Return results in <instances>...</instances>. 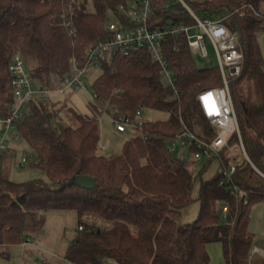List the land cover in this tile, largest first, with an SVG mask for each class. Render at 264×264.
I'll use <instances>...</instances> for the list:
<instances>
[{
  "label": "trees",
  "instance_id": "obj_1",
  "mask_svg": "<svg viewBox=\"0 0 264 264\" xmlns=\"http://www.w3.org/2000/svg\"><path fill=\"white\" fill-rule=\"evenodd\" d=\"M130 1L0 0V118L10 115L14 103L9 66L15 55L30 64L32 79L58 88L74 65L86 67L87 50L110 37L106 24ZM183 1L194 11L236 13L227 24L241 34L245 63L240 78L231 83L232 99L246 151L264 173V61L257 40L264 24L263 0ZM150 2L152 27L194 23L180 0ZM63 15L73 21L72 32L62 25ZM164 53L178 78V98L163 84L159 65L141 49L101 63L88 106L91 115L69 108L65 121L63 109L51 100L37 97L29 102V114L16 130L38 157L32 167L43 171L47 181H12L3 167L5 157L11 156L0 155L1 258L8 259L10 247L26 243L43 228L48 212L72 210L84 227L66 251L72 264H210L207 247L213 242L221 243L224 264L249 263L251 213L264 203V183L247 178L249 171L255 173L249 163L234 175V183L247 191V204L221 185L219 174L201 180L198 218L181 221L182 211L193 202L196 178L169 152L168 144L184 126L196 132V125H204L210 135L199 118L197 95L221 86L222 79L218 66L197 67L184 37L167 36ZM243 83L249 89L256 85L261 101L241 91ZM139 108L168 112L169 117L145 121L120 154L104 156L101 115L118 109V116L134 118ZM75 176L95 178V188L69 185ZM98 221L109 227H99Z\"/></svg>",
  "mask_w": 264,
  "mask_h": 264
},
{
  "label": "built area",
  "instance_id": "obj_2",
  "mask_svg": "<svg viewBox=\"0 0 264 264\" xmlns=\"http://www.w3.org/2000/svg\"><path fill=\"white\" fill-rule=\"evenodd\" d=\"M194 19L192 25L182 23L169 24L164 28L152 27L149 21L153 17L150 0H131L128 5L120 7L119 16L106 24V32L110 35L107 40L99 41L89 47L86 52L88 64L84 68L74 65L73 73L65 77L58 88L50 89L46 83L31 78L27 70V62L22 55L14 56L10 66V85L14 96V103L10 106V115L0 118L1 138L0 155L9 151L7 141L12 131L15 138H20L17 124L29 114V102L37 97L46 99L53 94L65 96L69 93H78L86 89L84 78L92 67H100L103 61H111L117 55L128 56L135 51L146 49L152 60L159 65L162 82L171 88L173 98H178L176 88L177 75L164 53V41L167 36L184 37L193 54L207 58L206 38L213 44L220 70L222 85L204 88L197 95L199 118L209 127L208 135L203 132H194L187 126L177 133L168 144V150L182 162L190 158L198 163L203 160L217 159L221 165V185H228L230 193L248 203L247 191L234 183L237 169L249 163L255 173L264 180V173L251 161L243 143L242 133L236 109L232 99L231 83L240 78L245 54L241 44V34L232 30L223 20H210L200 18L195 11L183 0H180ZM71 13L73 8L70 9ZM229 12L228 18L235 15ZM62 25L73 31V21L62 16ZM115 109L111 115L113 125L118 133L127 132V128L142 129L145 121L142 120L143 108H139L134 118L120 117ZM109 143L101 146L103 150ZM188 152L186 156L185 152ZM27 163L23 157L21 165ZM227 212V208L223 209ZM83 230L82 225L78 226ZM32 241L31 237L26 243Z\"/></svg>",
  "mask_w": 264,
  "mask_h": 264
},
{
  "label": "rangeland",
  "instance_id": "obj_3",
  "mask_svg": "<svg viewBox=\"0 0 264 264\" xmlns=\"http://www.w3.org/2000/svg\"><path fill=\"white\" fill-rule=\"evenodd\" d=\"M191 1H204V0H191ZM260 11L262 14H264V0L260 4ZM195 13L202 19H210V20H223L226 19V23L229 22L230 18H228L229 11L227 10H221L218 13L216 12H203L195 10ZM257 40L259 49L261 51L263 61H264V24L262 28L257 33ZM206 48L208 57L202 58L198 54H193L195 63L198 68L205 69V68H211L218 66V60L215 48L211 41L206 38ZM28 66V73L30 70V64L27 63ZM101 69L100 67H92L88 70L87 75L84 78L86 89L81 90L79 92V97L81 104H84L85 106H89L90 102L94 99V88L93 84L95 79L100 75ZM241 91L246 93L247 95L253 97L256 101H261V96H259V88L255 85L252 88L249 89L248 83H243L241 85ZM63 103L58 105V108H62V116L64 117L65 121H69V115L67 113V108L69 105H67L66 102L62 101ZM56 105V104H55ZM169 117L168 112L164 111H156V110H149L146 108H143V115L142 120L144 121H164L167 120ZM100 127H101V140L104 142V145L109 143V147L105 150H103L102 154L106 157H111L113 155H118L122 152V148L124 146V143L129 140L130 138L138 135V132L132 128H127L126 133H118L113 125L111 115L108 113H103L100 117ZM204 125L198 126L196 125L195 130L197 132H203ZM8 147L11 149L12 153L8 152L6 153V156L8 154H12L10 158L5 157V165L6 171L8 172V175L12 181L15 182H25L29 180H35V179H44L47 181L46 174L37 169L32 167V163L37 161L38 157L37 155L31 150L29 145L25 142L23 138H20V140H17L15 142H10L8 144ZM186 156L188 155L187 151H184ZM8 157V156H7ZM27 158V163L22 166L21 161L22 158ZM9 160V161H8ZM186 167L193 173L195 179L194 187L192 190V196H193V202L189 205L188 208L184 209L181 216V221L185 224L194 222L199 215L200 212V202L198 201L199 192H200V185L201 180H210L216 177L220 174L221 165L219 164V161L217 159H211L209 160H203L195 164V162L192 161L191 156L187 159ZM206 167V169L203 171L202 169ZM203 171V172H202ZM202 172V173H201ZM248 180L253 184H263L264 180L260 178L256 173L249 171L247 173ZM96 225L103 228H108L109 224L98 221L96 222ZM79 230H76L78 232ZM221 243L219 242H213L209 244L207 247V250H210L211 252V258L213 259V262L215 263L217 254L216 250L220 253L221 251ZM110 264H114L111 263Z\"/></svg>",
  "mask_w": 264,
  "mask_h": 264
},
{
  "label": "crops",
  "instance_id": "obj_4",
  "mask_svg": "<svg viewBox=\"0 0 264 264\" xmlns=\"http://www.w3.org/2000/svg\"><path fill=\"white\" fill-rule=\"evenodd\" d=\"M50 100L57 107L64 101L69 105L67 108H71L82 115H91L89 107L81 104L79 92L69 93L65 96L53 94ZM15 135L16 132L12 131L7 141L8 144L12 141L20 140V138H15ZM103 145L104 142L101 140V153L103 152L101 148ZM8 152L12 153L10 148ZM4 165L5 160L3 167ZM4 169L6 168L4 167ZM78 226L79 219L75 211L63 210L48 212L43 228L31 235L32 241L10 247V257L8 259L0 257V264H72L65 258V255L69 244L78 234L76 232ZM249 231L253 234V248L248 264H264V203L256 205L253 208ZM210 250H208L211 260L210 264H224L222 248L220 253L215 249L217 254L215 263L211 258Z\"/></svg>",
  "mask_w": 264,
  "mask_h": 264
},
{
  "label": "water",
  "instance_id": "obj_5",
  "mask_svg": "<svg viewBox=\"0 0 264 264\" xmlns=\"http://www.w3.org/2000/svg\"><path fill=\"white\" fill-rule=\"evenodd\" d=\"M69 185H77L84 189H94L96 179L88 176H75L68 181Z\"/></svg>",
  "mask_w": 264,
  "mask_h": 264
}]
</instances>
